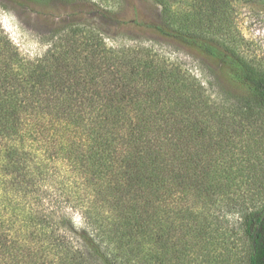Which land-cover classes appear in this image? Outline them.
Instances as JSON below:
<instances>
[{"label": "trees", "instance_id": "obj_1", "mask_svg": "<svg viewBox=\"0 0 264 264\" xmlns=\"http://www.w3.org/2000/svg\"><path fill=\"white\" fill-rule=\"evenodd\" d=\"M207 2L218 15L222 0ZM153 27L216 61L241 93L229 105L202 100L185 70L106 47L84 22L25 59L0 25V264H232L231 215L247 264H264V194L238 191L233 159H206L264 120V69L205 28L164 13ZM40 156L79 177L83 193L67 200L80 228L47 203L54 171Z\"/></svg>", "mask_w": 264, "mask_h": 264}, {"label": "rangeland", "instance_id": "obj_2", "mask_svg": "<svg viewBox=\"0 0 264 264\" xmlns=\"http://www.w3.org/2000/svg\"><path fill=\"white\" fill-rule=\"evenodd\" d=\"M162 2L163 5L157 0H44L41 3L10 0L6 8H0V25L21 56L36 59L50 46L49 37L54 31L71 22L88 23L99 31L106 47L131 48L142 56L154 58V63L166 70L177 66L198 83L197 94L202 100H224L229 105L232 96L241 90L226 79L225 68L199 51L162 35L153 25L164 13L172 26L205 28L227 39L245 60L264 69V0H222L218 15L207 0ZM104 8L106 12L102 13ZM33 145L36 152L37 147ZM39 158L37 164L54 171L51 179L44 181L47 203L52 208L63 206L72 226L80 228L83 226L80 211L72 209L67 200L74 192L83 193L74 183V178L79 177L70 175L66 171L68 165L60 159ZM206 159L214 166L233 159L239 166L238 191L264 194V120L225 140ZM229 218L234 229L230 259L232 264H247V243L238 226V217ZM69 227L70 223L66 229Z\"/></svg>", "mask_w": 264, "mask_h": 264}]
</instances>
